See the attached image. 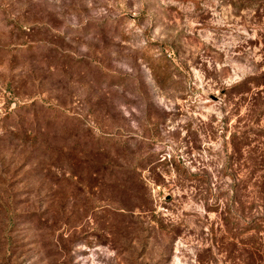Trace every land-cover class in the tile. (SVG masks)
<instances>
[{"label": "rangeland", "instance_id": "1", "mask_svg": "<svg viewBox=\"0 0 264 264\" xmlns=\"http://www.w3.org/2000/svg\"><path fill=\"white\" fill-rule=\"evenodd\" d=\"M0 264H264V0H0Z\"/></svg>", "mask_w": 264, "mask_h": 264}, {"label": "trees", "instance_id": "2", "mask_svg": "<svg viewBox=\"0 0 264 264\" xmlns=\"http://www.w3.org/2000/svg\"><path fill=\"white\" fill-rule=\"evenodd\" d=\"M259 77H263V76L260 75ZM250 78H254V76H251ZM260 79H261V78H260ZM247 80H249V78H244L242 81L245 82V81H247ZM235 85H236V84H235Z\"/></svg>", "mask_w": 264, "mask_h": 264}]
</instances>
